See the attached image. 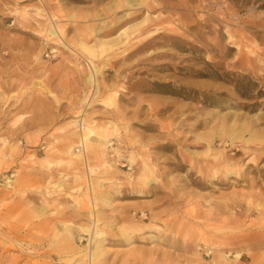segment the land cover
Wrapping results in <instances>:
<instances>
[{
	"label": "rangeland",
	"instance_id": "374dc122",
	"mask_svg": "<svg viewBox=\"0 0 264 264\" xmlns=\"http://www.w3.org/2000/svg\"><path fill=\"white\" fill-rule=\"evenodd\" d=\"M19 257L264 264V0H0V264Z\"/></svg>",
	"mask_w": 264,
	"mask_h": 264
},
{
	"label": "bare ground",
	"instance_id": "6f19581e",
	"mask_svg": "<svg viewBox=\"0 0 264 264\" xmlns=\"http://www.w3.org/2000/svg\"><path fill=\"white\" fill-rule=\"evenodd\" d=\"M87 47V46H86ZM80 141L82 142L83 141V138L82 137H80ZM73 153V152H72ZM8 181V180H7ZM9 182V181H8ZM41 202V201H40ZM40 211V210H39ZM12 214H13V216H11V218H13L14 217V212H12ZM16 215V214H15ZM48 221H45L44 223L42 222H40V223H38V222H35V223H33L28 229H29V232H31L32 230H35V229H43V230H47V225H48ZM14 224V223H13ZM9 227V229H13V230H17L16 232H15V236H14V241L15 242H12V241H10V243L9 244H11V245H13V246H16V245H14L17 241L19 242V241H21V242H24V241H26V234L25 235H23V233H21L17 228H15L14 226H8ZM17 239H19V240H17ZM30 241H32L33 242V244H37V242L36 241H34V240H31L30 239ZM9 242V241H8ZM17 242V243H18ZM26 250V249H25ZM22 251V250H21ZM24 251V250H23ZM42 253V252H41ZM29 254V253H28ZM23 255L24 256H26L27 254H26V252L24 251V253H23ZM22 255V256H23ZM67 259V258H66ZM24 260V257H19V258H12V260H11V262L9 263V264H20L22 261ZM29 263V262H28Z\"/></svg>",
	"mask_w": 264,
	"mask_h": 264
}]
</instances>
